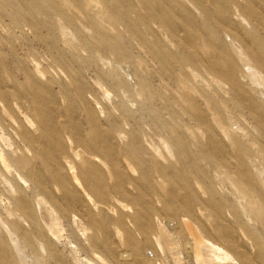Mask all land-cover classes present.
<instances>
[{
  "label": "clouds",
  "instance_id": "clouds-1",
  "mask_svg": "<svg viewBox=\"0 0 264 264\" xmlns=\"http://www.w3.org/2000/svg\"><path fill=\"white\" fill-rule=\"evenodd\" d=\"M0 264H264V0H0Z\"/></svg>",
  "mask_w": 264,
  "mask_h": 264
}]
</instances>
